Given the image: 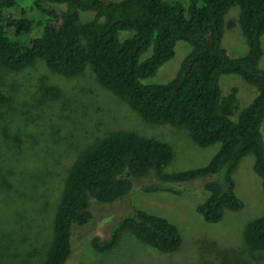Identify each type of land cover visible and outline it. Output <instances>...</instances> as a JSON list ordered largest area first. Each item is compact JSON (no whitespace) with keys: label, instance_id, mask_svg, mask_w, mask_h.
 Returning a JSON list of instances; mask_svg holds the SVG:
<instances>
[{"label":"trees","instance_id":"16d2710c","mask_svg":"<svg viewBox=\"0 0 264 264\" xmlns=\"http://www.w3.org/2000/svg\"><path fill=\"white\" fill-rule=\"evenodd\" d=\"M232 6L240 8L238 22L247 44L246 54L237 57L223 44L225 27L234 25L225 20ZM83 12L94 15L82 20ZM121 31L133 33L121 39ZM263 35L264 0H0L2 68L20 71L42 59L52 72L77 77L90 67L104 88L143 119L183 127L203 148L220 144L206 165L168 172L174 151L167 142L134 130L97 140L68 171L44 264H68L74 227L93 220L94 202L112 205L135 190L182 195L201 180L208 196L196 209L208 223H218L227 210L244 207L234 173L250 153L264 190ZM180 41L191 50L174 78L143 83L175 56ZM150 47L152 54L141 60ZM224 74L239 75L258 92L236 120L238 87L223 95ZM60 94L54 86L43 91L49 100ZM8 102L0 92V106ZM125 230L165 253L177 251L182 243L175 223L133 205L106 237L93 238L92 247L98 252L114 249ZM243 240L248 248L264 251V213L247 222Z\"/></svg>","mask_w":264,"mask_h":264},{"label":"rangeland","instance_id":"374dc122","mask_svg":"<svg viewBox=\"0 0 264 264\" xmlns=\"http://www.w3.org/2000/svg\"><path fill=\"white\" fill-rule=\"evenodd\" d=\"M239 14V6H232L225 17L234 23L233 27H225L223 37L233 57L247 52ZM93 15L83 12L82 20ZM132 33L121 31L119 37L124 39ZM262 44L264 49V35ZM152 50L150 47L141 60ZM190 50L189 43L180 41L175 56L143 83L169 82ZM220 81L223 95L233 86L238 87V108L232 116L236 120L253 101L257 89L237 74H224ZM48 86L60 89L58 99L43 96ZM0 92L9 98L6 105L0 106V264H44L68 171L83 150L109 133L134 130L169 143L174 157L166 168L168 172L204 166L220 148L219 143L198 146L183 127L143 119L126 101L104 88L90 67L77 77H66L52 72L42 59L20 71L0 66ZM254 162V154H248L234 173L243 209L227 210L218 223H208L196 209L208 196L201 180L182 195L135 190L112 205L94 202L93 220L74 227L68 264H264V251L248 248L243 240L247 222L264 213V190L253 169ZM133 205L175 223L182 235L179 249L159 251L125 230L114 249L96 251L93 238L106 237L110 226Z\"/></svg>","mask_w":264,"mask_h":264}]
</instances>
